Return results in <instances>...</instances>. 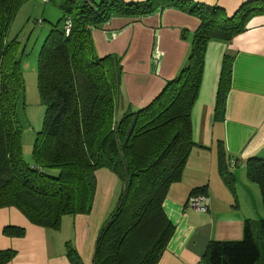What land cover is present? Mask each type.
<instances>
[{"label": "trees", "instance_id": "trees-1", "mask_svg": "<svg viewBox=\"0 0 264 264\" xmlns=\"http://www.w3.org/2000/svg\"><path fill=\"white\" fill-rule=\"evenodd\" d=\"M26 1L0 0V209L14 208L32 225L57 232L64 216L91 213L96 173L109 170L122 189L99 231L93 264H158L176 229L165 202L197 146L192 111L208 43L230 42L243 33L254 15L264 13V2L243 4L229 15L218 6L186 0H44L59 9L61 17L50 25L38 55L37 87L45 113L29 164L18 113L25 94V49L18 39H8ZM169 8L200 21L190 35L187 59L146 106H124L122 59L98 55L92 33L114 17L141 19ZM188 37L183 30L182 40ZM233 65V57L226 55L217 87L216 122H225ZM217 151L220 177L236 203V178L222 142ZM244 164L249 182L260 189L264 209V158L252 157ZM195 194L208 197V187L190 195ZM24 232L16 227L4 231L10 237ZM65 246L71 264H84L75 247ZM14 257L15 251H0V264ZM197 264H264V218L245 220L240 240L211 241Z\"/></svg>", "mask_w": 264, "mask_h": 264}, {"label": "crops", "instance_id": "crops-1", "mask_svg": "<svg viewBox=\"0 0 264 264\" xmlns=\"http://www.w3.org/2000/svg\"><path fill=\"white\" fill-rule=\"evenodd\" d=\"M186 1L218 6L229 15L243 4L264 2ZM199 25L198 18L169 8L141 19L114 17L101 30L93 31L98 55L125 53L121 85L124 106L134 109L146 106L161 92L165 82L178 74L190 51V35ZM183 30L188 32L186 41L181 38ZM226 55L233 57L234 65L225 122L221 123L214 120V111ZM192 133L197 146L190 154L182 180L171 186L165 202L166 213L176 229L158 264H197L211 241L240 240L245 220L255 221L251 213L261 214V209L249 201L253 198L254 185L247 178L244 162L252 157L264 158V13L254 15L247 22L246 30L230 42L208 43L202 85L192 111ZM220 142L236 178V203L219 174ZM96 174L98 186L93 207H99L101 202L102 214L93 232L91 225L82 228L83 243H88L85 249L88 253L92 249L91 255L82 252L75 234L76 250L84 264H93L98 230L109 214L113 193L114 197L118 195L117 176L106 169ZM204 186L208 187L209 209L200 213L188 206V199L192 190ZM85 217L75 216L76 226L90 221ZM8 227L22 228L24 235L7 236L4 231ZM55 233L32 225L14 208L0 209V251H15V257L8 264H71L66 241L57 239Z\"/></svg>", "mask_w": 264, "mask_h": 264}, {"label": "rangeland", "instance_id": "rangeland-1", "mask_svg": "<svg viewBox=\"0 0 264 264\" xmlns=\"http://www.w3.org/2000/svg\"><path fill=\"white\" fill-rule=\"evenodd\" d=\"M60 17H61L60 10L53 5L46 3L44 0H27L26 2L23 3L19 11L17 12V15L8 33V39L10 41L13 39H18V41L22 46V49L23 48L25 49V53L21 59V70L25 81V94H24L23 102L19 105L18 113L23 127L22 147H23L24 159L29 164L32 163L33 145L37 133L42 129L44 113H45V109L41 104L38 87H37L38 55L41 46L50 30L51 27L50 25L55 24ZM124 55L125 53L117 55L119 58L122 59L121 62L122 66L126 61V59L124 60ZM122 76H123V71H122ZM121 85H122V77H121ZM121 85H120V96L122 97ZM96 178H97V174H96ZM253 185H254L253 198L252 200L249 201L252 206L254 205V207L257 206L261 209V214L260 213L257 214L251 213V214L254 215L253 217L255 221H259L264 218V209L261 201L260 189L256 184ZM121 189H122V183L118 179V183L116 185V191H117L116 193L118 195H116L117 197L116 196L114 197V193H113V198L111 200L112 203L109 209L110 211L105 221L112 213V211H114V209L116 208L118 198L121 194ZM93 209L94 207L92 208V211L89 215H82V216H87L85 218H88V220L90 221L80 223L77 226L74 220V216H64L62 218L60 229L55 233L57 234L56 236L57 239L59 238L65 240L66 243H69V245L73 246V248L75 247V249H76V245L78 244L76 242L77 239L75 240V234H78V240L81 243L82 252L84 251V253L87 254L86 256L91 255L92 249L90 250V253H88L87 249H85L88 243L86 244L83 243L82 228L83 225H87V226L91 225L90 230H92V232L93 230H95L96 222L100 220L102 214L101 202L99 204V207L97 206L95 207L94 210ZM72 235L74 236V240H72ZM95 243L96 240L94 242V245ZM4 251H10V250H4ZM84 262L85 261L83 259V263Z\"/></svg>", "mask_w": 264, "mask_h": 264}, {"label": "built area", "instance_id": "built-area-1", "mask_svg": "<svg viewBox=\"0 0 264 264\" xmlns=\"http://www.w3.org/2000/svg\"><path fill=\"white\" fill-rule=\"evenodd\" d=\"M188 206L200 213H206L209 209V199L203 194H195L189 198Z\"/></svg>", "mask_w": 264, "mask_h": 264}]
</instances>
